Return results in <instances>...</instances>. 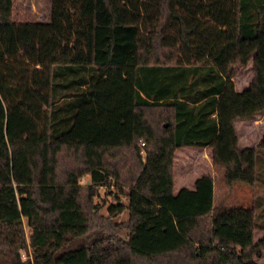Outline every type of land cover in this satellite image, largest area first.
I'll return each mask as SVG.
<instances>
[{"label":"trees","instance_id":"obj_1","mask_svg":"<svg viewBox=\"0 0 264 264\" xmlns=\"http://www.w3.org/2000/svg\"><path fill=\"white\" fill-rule=\"evenodd\" d=\"M14 11L0 0V264H256L264 202L215 207L208 175L174 194V159L216 138L228 80L258 62L264 0H50L45 22ZM259 153L213 161L226 185L254 186ZM108 187L126 203L102 215L93 198Z\"/></svg>","mask_w":264,"mask_h":264},{"label":"rangeland","instance_id":"obj_2","mask_svg":"<svg viewBox=\"0 0 264 264\" xmlns=\"http://www.w3.org/2000/svg\"><path fill=\"white\" fill-rule=\"evenodd\" d=\"M49 11L50 0H15L14 14L19 19L45 22L49 19ZM263 76L264 38L260 42L258 62L254 64L252 59L249 60L246 65L240 66L234 76L228 80L234 98H219L217 101L215 116L219 121L220 129L214 141L203 149L185 147L176 151L174 159V194L183 187L192 188L196 178L208 175L213 180V204L215 207H250L253 202H264V176L262 177L260 174L264 172L261 161L264 159L262 153L257 156V178L259 181L254 186L241 183L231 186L226 185L223 171L213 161L216 158L223 163H227L232 157L233 150L256 147L260 143L264 144ZM256 107L262 108L255 110L254 114L248 119L235 118L231 123L227 120L234 111L246 113L253 111ZM141 154L144 155L143 151ZM260 179L263 180L261 184ZM87 181L88 176L85 175L80 178L79 183L85 185ZM257 198L260 199L257 200ZM118 201L126 203L125 197L119 194L114 187L99 188L97 196L93 198V203L99 207V213L102 215L107 214L106 209L109 204ZM263 206L259 214L263 213ZM126 217L127 213L124 212L114 217L113 221L120 222L125 220ZM23 227L27 237L30 231L25 219H23ZM261 236V231H254V242H257ZM80 242L75 243L74 247ZM22 257L26 259V253H23ZM254 259L256 264H264V249H261L259 256Z\"/></svg>","mask_w":264,"mask_h":264},{"label":"crops","instance_id":"obj_3","mask_svg":"<svg viewBox=\"0 0 264 264\" xmlns=\"http://www.w3.org/2000/svg\"><path fill=\"white\" fill-rule=\"evenodd\" d=\"M193 187V186H192ZM255 231H260V230H255ZM262 232V231H261ZM263 234V233H262ZM262 237V236H261ZM253 240H254V237H253Z\"/></svg>","mask_w":264,"mask_h":264}]
</instances>
